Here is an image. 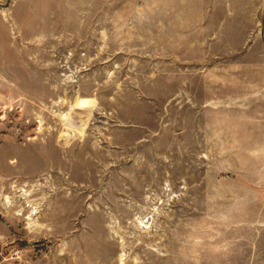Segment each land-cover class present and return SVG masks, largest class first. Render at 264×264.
<instances>
[{
    "label": "rangeland",
    "instance_id": "rangeland-1",
    "mask_svg": "<svg viewBox=\"0 0 264 264\" xmlns=\"http://www.w3.org/2000/svg\"><path fill=\"white\" fill-rule=\"evenodd\" d=\"M195 2L0 0V264H264V0Z\"/></svg>",
    "mask_w": 264,
    "mask_h": 264
},
{
    "label": "crops",
    "instance_id": "crops-1",
    "mask_svg": "<svg viewBox=\"0 0 264 264\" xmlns=\"http://www.w3.org/2000/svg\"><path fill=\"white\" fill-rule=\"evenodd\" d=\"M184 2V0H181ZM192 2L184 9L192 10L196 8L194 2L196 0H187ZM204 3L208 21L206 27L212 30L216 26L221 27V31L234 32L241 29L240 27L247 26V22L251 21L253 26H261L262 11L260 8V0H197ZM196 3V2H195ZM185 13L188 12L184 11ZM188 15V14H187ZM224 18V19H223ZM225 27L227 29H225ZM243 31H246L242 29ZM264 139V138H263Z\"/></svg>",
    "mask_w": 264,
    "mask_h": 264
},
{
    "label": "bare ground",
    "instance_id": "bare-ground-1",
    "mask_svg": "<svg viewBox=\"0 0 264 264\" xmlns=\"http://www.w3.org/2000/svg\"><path fill=\"white\" fill-rule=\"evenodd\" d=\"M37 211H34V213H36Z\"/></svg>",
    "mask_w": 264,
    "mask_h": 264
}]
</instances>
